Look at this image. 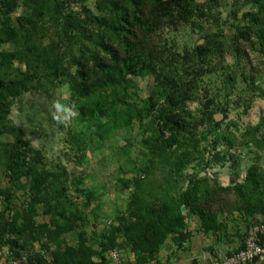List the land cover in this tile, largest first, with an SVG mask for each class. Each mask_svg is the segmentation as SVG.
I'll use <instances>...</instances> for the list:
<instances>
[{"label": "rangeland", "instance_id": "rangeland-1", "mask_svg": "<svg viewBox=\"0 0 264 264\" xmlns=\"http://www.w3.org/2000/svg\"><path fill=\"white\" fill-rule=\"evenodd\" d=\"M140 2L129 40L162 48L149 68L95 19L115 25L131 0L0 8V264H113L114 249L127 264H204L240 248L250 220L264 222V0H189L152 37V0ZM103 37L108 70L95 85ZM202 44L205 63L192 56ZM168 72L188 84L175 107ZM170 109L181 140L167 148ZM13 143L28 145L36 174L11 170ZM186 193L209 222L183 204Z\"/></svg>", "mask_w": 264, "mask_h": 264}, {"label": "trees", "instance_id": "trees-1", "mask_svg": "<svg viewBox=\"0 0 264 264\" xmlns=\"http://www.w3.org/2000/svg\"><path fill=\"white\" fill-rule=\"evenodd\" d=\"M17 1L18 0H0V8L3 7L7 10H11ZM131 1H132L131 11L123 12L122 14L117 13L116 18H115V25H113L112 22L109 20L108 15L96 16L95 19L100 25H102L105 28L104 31H107L111 38L118 37L119 39L121 38L123 39V41H125L124 43H126L125 45L127 46L126 48H127L128 54L134 51L140 52V54L144 58L143 62H145V65L147 66V68H149V63H152V64L154 63L153 61L156 58L155 55L158 57V55L162 51V48L161 47L158 48V46L147 42L146 36L144 38V42L141 43V45L139 44L140 48L138 50H137V44L136 43L132 44V42L129 40L130 38L131 39L136 38L137 36L136 30L139 28V25H141L142 23V18L140 17L141 2L140 0H131ZM188 1L189 0H152V9H151L152 19L151 21L150 19L146 20L145 22L143 21V23L147 25V27L145 28L147 36L152 37L153 34L157 32V30L160 29V27H162V25L166 23L165 18L167 16H170L171 20L175 19L178 16V15H174L173 13V11L175 10V7H179V6L182 7L185 4H187ZM182 15L180 14L179 16H182ZM123 20L124 22L130 25V27L127 30L126 29L123 30V28L119 29V27L121 26L120 22ZM144 24H142V27ZM64 31L68 32L69 30H64ZM98 40H99V43H101L100 47L102 46L105 47L106 52H105V55H100V54H95V53L91 54V61L94 64L92 67L93 71L95 72V74L96 73L100 74V78L96 81L95 85L100 84L103 81V76L107 75V70H108L107 59L105 57L108 51V47H107L108 44H106L107 39L103 37ZM98 40H95V42L98 43ZM194 52L192 56L193 57L197 56L196 58L202 59L203 62L205 63L207 61V55L211 52V47L205 44L198 45L197 47H195ZM1 54L9 56L8 55L9 53H7V51ZM118 55H119V52H115L113 54V57L117 58ZM14 56H16V54H14ZM146 60H148V62ZM193 60L195 61V58ZM51 62L52 61L48 60V63H47V68L49 70L52 69ZM127 65H128V59H125V66L127 67ZM193 75H194V79L190 82V84L195 85L197 83V76L195 74ZM84 77L85 75L83 74V79ZM164 77L168 79V82H167L168 84V95H167L168 104L170 105V107L178 106V103H179L178 95L181 93V90L183 89V87L184 88L187 87L188 84L187 83L184 84V77H181V79H177L173 75H170V72H168V74H166ZM95 85H92V88H94ZM6 86H8L6 89L8 90V92H13L14 88H16L17 85L16 83L9 82L7 83ZM183 99L184 98L182 97V101ZM172 109H170L169 112L164 117V122H166V126L170 130V134L165 139L167 148H171L175 142L181 140L180 138L181 137L180 136L181 118H180V115L177 113H174ZM0 116H2V113H0ZM9 148L11 149V152H12V157H11L12 166L10 167L11 170L17 173V171H22L25 168H28L29 173H32V174H36L39 171V163L36 160L31 162L30 160L27 159V154L30 151V148L28 147V145H25V144L20 145L19 143H13L12 146H10ZM206 197H208V195L206 194L202 195V198H204V200H206ZM195 198L198 200L197 196H195ZM197 200H193V198L190 197V195L186 193L183 197V204H187V206H189L188 208H190L193 214L198 215V217H200V219L203 220V223L209 222L211 218L210 217L207 218V215L205 211L202 209V206L195 205V202ZM181 207H182L181 202L178 206L174 207V209L176 210L174 212L175 214H177L175 215L177 216V219L175 220V222H181L184 218V215H181ZM171 218H176V217H173V215L171 214ZM171 218L169 217V220ZM255 222H256L255 220H250L249 229L251 225H253ZM213 223H215L214 220H213ZM7 227L11 233H17L19 235L22 234V230L14 227L13 223H9ZM248 233H249V230L247 231L245 241L248 236ZM245 241L242 244V246H240V248H238L237 250L244 247ZM12 242H15V241L12 240ZM232 252L234 251H230L227 254L232 253ZM125 264H127L126 261H125Z\"/></svg>", "mask_w": 264, "mask_h": 264}, {"label": "built area", "instance_id": "built-area-1", "mask_svg": "<svg viewBox=\"0 0 264 264\" xmlns=\"http://www.w3.org/2000/svg\"><path fill=\"white\" fill-rule=\"evenodd\" d=\"M110 256L113 264H125L119 250H112ZM204 264H264V222L251 225L243 248Z\"/></svg>", "mask_w": 264, "mask_h": 264}, {"label": "crops", "instance_id": "crops-1", "mask_svg": "<svg viewBox=\"0 0 264 264\" xmlns=\"http://www.w3.org/2000/svg\"><path fill=\"white\" fill-rule=\"evenodd\" d=\"M196 248H199V246H198V245H195L194 243H192V249L194 250V249H196ZM199 249H200V248H199ZM202 251H203V250H202ZM202 251H201V249H200V250L198 251V252H199V254H200ZM203 252H204V251H203ZM203 252H202V253H203ZM213 252H214V251H210V253H211V254H210V253H208V254H209V255H208V259H210L211 257H213V256H214V255H212V254H213ZM199 254H198V255H199ZM210 256H211V257H210ZM217 256H218V255H217ZM219 256H220V255H219ZM205 258H206V257H205Z\"/></svg>", "mask_w": 264, "mask_h": 264}]
</instances>
